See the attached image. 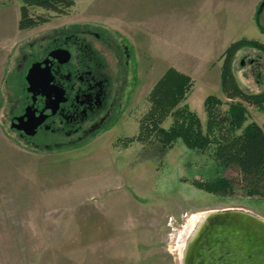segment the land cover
<instances>
[{
	"label": "rangeland",
	"instance_id": "1",
	"mask_svg": "<svg viewBox=\"0 0 264 264\" xmlns=\"http://www.w3.org/2000/svg\"><path fill=\"white\" fill-rule=\"evenodd\" d=\"M76 1L78 7L67 15L33 8V16L50 21L27 31H14L9 22V35L0 34V82L4 78L0 94V236L24 235L26 251L32 254L51 249L53 245L42 243V238L54 235V264H181L179 241L182 238L183 244L188 237L185 230L193 215L234 208L264 218V194L247 195L235 170H216L209 156L188 150L181 140L166 152L153 139L129 142L138 136L140 120L151 108V91L171 65L193 80L185 103L205 124V99L210 95L224 97L221 67L227 47L242 39L264 44L258 24L211 44L203 40L200 45L197 37L195 45L196 21H176L179 29H173L174 23L164 26L163 21L152 28L151 19L108 22L81 13L85 8H98L101 0ZM21 5V0L6 1L0 4V13ZM81 21L135 28L139 39L127 28L117 27L131 36L139 59L142 56L148 61L140 62L132 111L84 143L56 150L27 144L11 128L10 109L16 106L20 110L27 102L25 77L31 53H42L39 45L54 29ZM210 24L202 19V31ZM259 24L264 28V9ZM178 34L185 41L169 43ZM23 55L28 59L19 67ZM232 70L242 90L264 92V51L240 48ZM22 112L14 111L13 115ZM248 112V123L264 124V111L248 108ZM171 124L172 119H168L164 127ZM43 134L34 140L39 142ZM219 174L233 182V191L226 196L193 184Z\"/></svg>",
	"mask_w": 264,
	"mask_h": 264
},
{
	"label": "trees",
	"instance_id": "2",
	"mask_svg": "<svg viewBox=\"0 0 264 264\" xmlns=\"http://www.w3.org/2000/svg\"><path fill=\"white\" fill-rule=\"evenodd\" d=\"M20 31H27L47 24L45 16L35 17L31 9L39 8L56 15H67L75 0H21ZM260 9V8H259ZM258 10L256 22L259 24ZM245 46L264 51V44L242 39L232 43L223 55L221 88L224 97L210 95L205 99L206 123L185 103L192 90L193 80L188 75L168 69L149 95L150 110L139 123V134L129 142H146L153 139L162 152L174 147L181 140L188 150L209 156L216 170L233 169L244 185L247 195L264 194V124L249 121L248 108L264 111V92L247 93L234 77L232 61L236 52ZM172 119L166 128L165 122ZM217 176L212 180L193 181L196 187L208 193L226 196L233 191V182Z\"/></svg>",
	"mask_w": 264,
	"mask_h": 264
},
{
	"label": "flooded vegetation",
	"instance_id": "3",
	"mask_svg": "<svg viewBox=\"0 0 264 264\" xmlns=\"http://www.w3.org/2000/svg\"><path fill=\"white\" fill-rule=\"evenodd\" d=\"M120 30L103 22L81 21L54 29L43 40L46 45L40 43L42 53H31L28 70L34 62H42L54 53L51 72L55 112L34 136L18 131L20 138L46 150L62 149L87 142L97 132L114 127L126 111H132L138 69L146 59L142 56L139 59L131 36ZM27 56H22L19 67ZM31 103L32 95L28 93L22 109L16 106L10 109L12 120L22 116ZM14 111L23 112L14 116ZM41 134L42 139L35 141Z\"/></svg>",
	"mask_w": 264,
	"mask_h": 264
},
{
	"label": "crops",
	"instance_id": "4",
	"mask_svg": "<svg viewBox=\"0 0 264 264\" xmlns=\"http://www.w3.org/2000/svg\"><path fill=\"white\" fill-rule=\"evenodd\" d=\"M6 1L9 0H0V4H6ZM263 2L264 0H101L98 8H85L81 13L84 17H97L102 21L108 22L120 18L136 20L151 19L153 20L152 28L159 26L160 21H163V25L168 27L174 23L173 29L178 28L176 21L189 20L191 23L193 21L195 23L196 21V26L194 25V29L196 30L195 45L198 44L197 37L200 38L199 43L202 45L203 40L208 44L215 43L217 40L219 42L221 38L225 40V37L231 36V34H238L243 29L255 24L256 15ZM77 7L78 2L75 0L73 8ZM19 13L20 6H17L13 11L0 13L1 35L5 36L7 33L6 24L9 22L12 23L11 26L14 31L19 30ZM202 19L211 21L210 28L208 26V29L206 28L202 31ZM165 21H168L167 24ZM103 23L106 26L110 24L107 22ZM113 27L116 29H118L117 27L127 28L126 31L129 34L135 37L138 36L135 28L128 27L127 25ZM152 28L148 26L150 33L152 32ZM183 35L185 36V33ZM182 38V34H178L174 38L171 37L169 43H183L185 40H182ZM137 39L139 38L137 37ZM137 44L140 46L138 40ZM167 67L168 69H176L174 65ZM3 81L4 78L0 82V94ZM52 225L54 227L53 221ZM23 238L25 237L22 234L0 236V245H2L0 246V264H29L30 262L31 264H54V235L41 237L42 243L53 245L51 249L41 250L32 254L30 252L27 253L25 248L27 242Z\"/></svg>",
	"mask_w": 264,
	"mask_h": 264
},
{
	"label": "water",
	"instance_id": "5",
	"mask_svg": "<svg viewBox=\"0 0 264 264\" xmlns=\"http://www.w3.org/2000/svg\"><path fill=\"white\" fill-rule=\"evenodd\" d=\"M264 9V2L259 11ZM54 53L34 62L25 77L32 103L11 128L34 136L38 127L54 115ZM57 106V105H56ZM187 243L181 264H264V218L244 209L205 212Z\"/></svg>",
	"mask_w": 264,
	"mask_h": 264
},
{
	"label": "bare ground",
	"instance_id": "6",
	"mask_svg": "<svg viewBox=\"0 0 264 264\" xmlns=\"http://www.w3.org/2000/svg\"><path fill=\"white\" fill-rule=\"evenodd\" d=\"M206 215L205 212H202V213H198L196 215H193L192 218L189 220V223L187 225V229L185 230V235H188V237H186L184 239V242L182 244V238H180V241H179V247H180V256L182 257L183 253H184V250L186 249L187 247V243L189 242V240L191 239V237L193 236V234L195 233V231L197 230V227L200 223V221L203 219V217ZM256 215V214H255ZM181 237V235H180ZM188 238V240H187ZM182 259V258H181ZM182 261V260H181Z\"/></svg>",
	"mask_w": 264,
	"mask_h": 264
}]
</instances>
